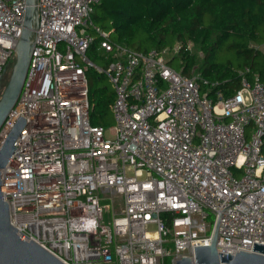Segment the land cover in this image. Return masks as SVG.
Here are the masks:
<instances>
[{"label":"built area","instance_id":"1","mask_svg":"<svg viewBox=\"0 0 264 264\" xmlns=\"http://www.w3.org/2000/svg\"><path fill=\"white\" fill-rule=\"evenodd\" d=\"M100 1L37 0L27 77L0 128L1 146L25 119L1 169L11 225L65 264L195 260L216 231L218 253L252 252L264 243V81L244 76L214 99L183 70V44L116 42L92 20ZM26 5L0 0V78ZM89 68L115 91L113 125L90 122Z\"/></svg>","mask_w":264,"mask_h":264},{"label":"trees","instance_id":"2","mask_svg":"<svg viewBox=\"0 0 264 264\" xmlns=\"http://www.w3.org/2000/svg\"><path fill=\"white\" fill-rule=\"evenodd\" d=\"M92 20L109 30L116 42L137 51L183 44V70L201 72L207 81L202 86L214 99L218 92L234 94L244 76L264 81V0H101ZM96 38L88 55L97 63ZM189 42L204 53L200 65L197 54L185 49ZM90 70L91 102L93 84L108 77L91 72L90 78ZM115 96L107 85L93 93L101 115L108 119ZM95 105L90 122L99 125L93 116Z\"/></svg>","mask_w":264,"mask_h":264},{"label":"water","instance_id":"3","mask_svg":"<svg viewBox=\"0 0 264 264\" xmlns=\"http://www.w3.org/2000/svg\"><path fill=\"white\" fill-rule=\"evenodd\" d=\"M36 4L37 0H27L23 30L15 48L17 62L0 99V128L20 96L27 77L35 30L38 27ZM2 74L3 72L0 83ZM24 127L25 119L20 116L0 146V264H65L35 241H26L22 238L18 234V229L10 222L9 206L2 194L1 169L10 162L16 149L14 141ZM212 240V244L195 246V260L190 256L182 257L176 264H264V243L256 241L252 252L239 249L238 253L232 255L230 252L228 254L217 252V231Z\"/></svg>","mask_w":264,"mask_h":264},{"label":"rangeland","instance_id":"4","mask_svg":"<svg viewBox=\"0 0 264 264\" xmlns=\"http://www.w3.org/2000/svg\"><path fill=\"white\" fill-rule=\"evenodd\" d=\"M191 52L193 53H196L197 56H198V64L200 65L202 63V58L204 57V53L198 49L197 47L194 46L193 43H191ZM17 62V57H16V53L14 55V57L11 59V61L8 63V65L6 66V68L4 69L3 71V77H2V80H1V83H0V99L3 95V91L7 85V83L9 82V80L11 79L12 77V72H13V69L15 67V63ZM172 65L175 67V66H178L179 65V60L178 59H175L173 62H172ZM91 72H94V74L96 75H100L98 71H96L95 68H91L90 70V78H91ZM104 85H107L109 88H112L110 82L104 78L102 79H97V81L93 84V86L91 87L92 89V100H91V103H92V106H96L95 108V111H93V116L94 118L96 119L97 123H101L105 126H110V125H113L114 123V119H113V115L111 114V116H109V119L106 118L104 115H101V107L97 105L98 101L96 99V101L93 99V93L98 90L99 86H104ZM106 215V221L109 222V212L106 211L105 213Z\"/></svg>","mask_w":264,"mask_h":264},{"label":"crops","instance_id":"5","mask_svg":"<svg viewBox=\"0 0 264 264\" xmlns=\"http://www.w3.org/2000/svg\"><path fill=\"white\" fill-rule=\"evenodd\" d=\"M113 114V113H112ZM114 119V118H113Z\"/></svg>","mask_w":264,"mask_h":264}]
</instances>
